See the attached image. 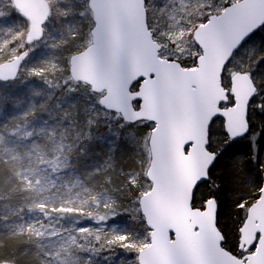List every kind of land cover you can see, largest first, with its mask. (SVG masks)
Returning <instances> with one entry per match:
<instances>
[{"label":"snow or ice","instance_id":"6c2138e0","mask_svg":"<svg viewBox=\"0 0 264 264\" xmlns=\"http://www.w3.org/2000/svg\"><path fill=\"white\" fill-rule=\"evenodd\" d=\"M258 32L264 0H0V264H264Z\"/></svg>","mask_w":264,"mask_h":264},{"label":"trees","instance_id":"16d2710c","mask_svg":"<svg viewBox=\"0 0 264 264\" xmlns=\"http://www.w3.org/2000/svg\"><path fill=\"white\" fill-rule=\"evenodd\" d=\"M254 42L256 44L264 43V32H258L254 37ZM217 129H219V122L217 123ZM104 132L105 130L102 128L100 130ZM233 152L235 155H233ZM249 152L248 142L245 140L239 141L234 149H231L229 153L224 157L223 160L219 161L217 169L213 175V179L216 184H219L222 191L219 192V199L221 201L220 211L222 216V221L225 225L229 228H232L234 225L237 217H236V210L232 207L234 202V197L236 195V181L234 177L231 175L234 169V164L237 158H243L244 163V171L245 173L252 171L253 175H255V165L251 164L247 160V153ZM200 193L202 195L208 194V187L207 185L200 188ZM117 220L121 223L124 222V218L118 217ZM85 223H91L85 221ZM109 224L112 221L108 222ZM124 256H128L129 258L134 257L133 253H124L122 250L117 249L116 253L113 257L116 264H120V261H125Z\"/></svg>","mask_w":264,"mask_h":264},{"label":"rangeland","instance_id":"374dc122","mask_svg":"<svg viewBox=\"0 0 264 264\" xmlns=\"http://www.w3.org/2000/svg\"><path fill=\"white\" fill-rule=\"evenodd\" d=\"M124 259H125L126 261H128V260H130L131 258H129L128 256H124Z\"/></svg>","mask_w":264,"mask_h":264},{"label":"water","instance_id":"95a60500","mask_svg":"<svg viewBox=\"0 0 264 264\" xmlns=\"http://www.w3.org/2000/svg\"><path fill=\"white\" fill-rule=\"evenodd\" d=\"M241 141V140H240Z\"/></svg>","mask_w":264,"mask_h":264}]
</instances>
